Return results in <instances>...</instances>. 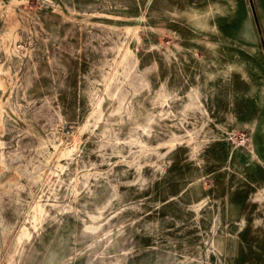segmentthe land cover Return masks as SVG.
Here are the masks:
<instances>
[{
    "label": "rangeland",
    "instance_id": "1",
    "mask_svg": "<svg viewBox=\"0 0 264 264\" xmlns=\"http://www.w3.org/2000/svg\"><path fill=\"white\" fill-rule=\"evenodd\" d=\"M0 264H264V0H0Z\"/></svg>",
    "mask_w": 264,
    "mask_h": 264
}]
</instances>
